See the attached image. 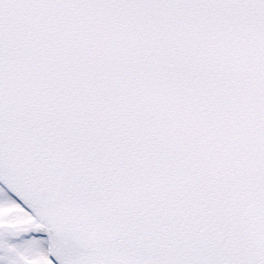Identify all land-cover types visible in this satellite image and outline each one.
I'll return each instance as SVG.
<instances>
[{"label": "snow or ice", "instance_id": "obj_1", "mask_svg": "<svg viewBox=\"0 0 264 264\" xmlns=\"http://www.w3.org/2000/svg\"><path fill=\"white\" fill-rule=\"evenodd\" d=\"M0 264H264V0H0Z\"/></svg>", "mask_w": 264, "mask_h": 264}]
</instances>
